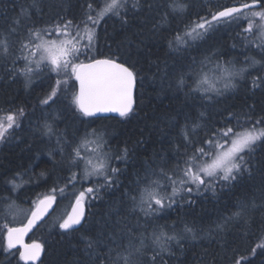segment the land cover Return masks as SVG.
Instances as JSON below:
<instances>
[{
    "label": "trees",
    "instance_id": "16d2710c",
    "mask_svg": "<svg viewBox=\"0 0 264 264\" xmlns=\"http://www.w3.org/2000/svg\"><path fill=\"white\" fill-rule=\"evenodd\" d=\"M50 2L52 0H37L38 6L32 7V0H0V17H15L23 7L31 15V19L26 21L27 26L33 22L41 27L45 22L52 23L51 20H56L58 16L75 18L76 21L83 15L84 9L80 5L85 4L86 0ZM242 2L141 0L140 10L128 13L127 24L107 17L100 21L93 54L97 58H104L118 51L129 63H135L143 76V85L138 86L136 91V108L127 118H74L78 113L74 114L64 103L67 100L70 102L71 93L77 91L74 80L69 90L59 93L54 102L42 104L41 100L48 95L55 81L49 77L33 78L26 85L23 76L17 74L13 78L8 71L12 68L14 57L0 58V115L20 108L24 110L23 116L19 117L20 126L9 130L11 135L0 142V264H26L20 259L19 250H10L9 255H5L6 229L19 224L12 222L5 208L9 205L30 208L41 198L52 196L47 195V191L53 188L57 192L54 196L58 202L57 209L30 237V241H38L44 246V256L37 264H101V261L107 264V241L88 250L82 237H100L104 221L111 215V222H114L117 211L125 223L136 226V217L129 212L131 201L125 193L136 191L137 179L143 177L147 165L155 167L166 164L168 168L176 165L185 152L181 130L186 123L190 127L194 122L199 125L197 134L192 137L198 146L216 127H222L228 121L229 113L233 116V126L237 122L235 117L243 122L246 115H250L253 121L264 116V88H252L254 77H264V53L257 52L258 48L252 44L245 46L238 35L241 29L237 23L213 28L204 39L179 52L168 46L177 31L183 32L186 26L200 17L211 19V15L224 6ZM98 3L102 5L103 0H98ZM150 4L153 7L149 8ZM169 4L186 5V8L173 12ZM6 25L7 21L0 19V27ZM213 53L221 60L232 61L246 60L251 56V60H259L261 64L254 70L249 68L246 79L239 83L235 92L213 100L189 94L187 87L178 90L176 82L181 75L187 74L192 61L195 60L198 67L201 60ZM16 66L23 67L21 60L16 62ZM164 76H168L172 82L164 83ZM187 82L191 85L192 78L189 77ZM66 117L72 119L76 128L86 126L90 131L95 128L106 132L111 155L120 154L125 148L129 153L127 163L114 161V165L121 169L118 185L101 189L99 199H89L87 223L81 230L71 233L63 232L56 219L64 205L67 213L82 187L80 184L65 187L68 166L60 162L55 138L49 139L40 131L45 122L53 124L55 118L62 121ZM60 124H63L62 128L66 127L63 121ZM53 127L57 135L63 136L60 128ZM81 134H78L77 141ZM191 147L189 145V151ZM50 152L52 157L49 156ZM252 162V176L245 174L233 186H216L214 192L185 194L193 201L191 205L181 202L147 223L140 217L141 227L138 231H144L145 235H149L153 228L159 230L160 226L170 230L175 225L176 230L180 231L184 223L194 225L199 233L196 240H184L180 246L173 244L172 254L158 258L157 264H236L238 260L240 264H264L261 249L257 248L256 254H252V248L264 241V150L258 149ZM18 181L25 182V186L15 191L12 184ZM60 188H64L63 193ZM241 206H245V221L224 224L226 217ZM217 224H224V230L209 235Z\"/></svg>",
    "mask_w": 264,
    "mask_h": 264
},
{
    "label": "snow or ice",
    "instance_id": "6c2138e0",
    "mask_svg": "<svg viewBox=\"0 0 264 264\" xmlns=\"http://www.w3.org/2000/svg\"><path fill=\"white\" fill-rule=\"evenodd\" d=\"M31 6L37 7V0H32ZM80 7L84 11L79 22H75V18L58 16L54 23L43 27L35 24L27 26L26 21L31 19V15L23 7L15 17H0L7 21L6 27H0V58L14 57L12 68L8 71L13 78L17 74L23 76L26 85L31 83L35 75L45 72L54 74L55 84L41 100L42 104L54 102L59 93L69 90L68 86L74 80L78 85V91H73L71 96L74 114L92 118L100 113H116L121 118H127L133 112L134 93L138 86L143 85V76L137 70V65L122 58L118 51L104 58H97L93 54L95 34L96 27L106 17L127 24L128 13L139 11L142 7L141 0H103L102 5L98 0H86ZM151 7L153 5L150 4L149 8ZM168 7L176 12L184 11L186 5L169 4ZM234 22L241 29L238 35L245 46L252 44L264 53V0H243L239 4L224 6L213 13L211 19L200 17L198 21L186 26L183 32L177 31L174 38L169 40L168 46L179 52L197 40L204 39L219 24ZM20 60L24 61L23 67L16 66V62ZM257 64H261V61L252 59L238 68L234 61L221 60L213 53L201 60L198 67L193 60L187 74L181 75L177 80L176 87L178 90L187 87L189 94L213 100L235 91L240 81L246 79L245 73L249 68ZM189 77L192 78L191 85L187 82ZM252 88H264V77H254ZM251 111L250 108L249 112ZM23 113V108H20L0 115V142L11 135L9 130L20 126L19 117ZM232 119L233 116L229 113L228 121L222 127H216L198 146L192 137L197 134L199 125L194 122L190 127L186 123L181 130L185 152L176 165L173 168H168L166 164L155 167L147 165L143 177L137 179L136 191L125 193L131 201L129 212L136 217V226L125 223L124 219L119 218L121 213L117 211L114 222H111V215L104 221L100 237H82L86 249H94L102 241H107V264H157L158 258L172 254L173 244L180 246L184 240H196L199 237L197 228L188 223H184L180 231L176 230L175 225L170 230L166 226H160L159 230L153 228L149 235H145L144 231H138L141 227L140 217L147 223L181 202L191 205L193 201L185 194L214 192L216 186H233L245 174L252 176L253 158L258 149L264 150V116L253 121L250 115H246L243 122L235 117L237 122L234 126L231 124ZM40 131L49 139L56 136L60 162L68 166L69 175L64 181L65 187H75L77 184L82 187L75 195L72 211L59 224V228L65 233L79 231L87 223L83 210L86 198L99 199L101 189H111L118 185L121 169L114 165V161L123 160L127 163L128 149L125 148L115 156L111 155L106 133L95 128L86 130L77 142H70L67 137L57 135L53 125L48 122L44 123ZM189 145L192 146L190 151ZM49 156L52 157L53 154L50 152ZM85 183L87 186H84ZM52 191L56 189L53 188ZM60 192L63 193L64 188H60ZM53 200L54 196L46 198L48 203ZM244 209L245 206L238 208L226 217L224 224L245 221ZM36 218L37 212L34 211L25 228L8 229V248L15 247ZM224 224H217L209 231V235L215 231H223ZM24 247L25 251L20 253L22 260H35L41 250V245L36 243ZM257 248L264 254V241L252 248L253 255ZM101 264L105 262L101 261ZM236 264H240V261H236Z\"/></svg>",
    "mask_w": 264,
    "mask_h": 264
},
{
    "label": "rangeland",
    "instance_id": "374dc122",
    "mask_svg": "<svg viewBox=\"0 0 264 264\" xmlns=\"http://www.w3.org/2000/svg\"><path fill=\"white\" fill-rule=\"evenodd\" d=\"M56 0H52V2H50V3H53V2H55ZM58 1H62V0H58ZM53 11V10H52ZM53 14L54 15H56V13H55V11L53 12ZM77 15V13L76 14H74V16H76ZM65 17V16H64ZM66 18V17H65ZM81 18H82V16H81ZM80 18V19H81ZM79 19V20H80ZM55 20V19H54ZM54 20H51L52 21V23H54L55 21ZM79 20H76L75 22H79ZM51 22H49V23H47V22H45L44 23V25H42L41 27H43V26H45V25H49V24H52ZM214 24H215V22H213ZM32 24H35L36 25V23H31L30 24V26L32 25ZM100 24V23H99ZM227 24H219L218 26H216V27H214V28H218V27H223V26H226ZM98 27H99V25L96 27V34H97V30H98ZM96 34H95V39H96ZM95 50V49H94ZM257 52H259V53H261V51H260V49H257L256 50ZM235 63H236V66L239 68V67H243V65H245L246 63H248V62H250L251 61V56H249V57H247V59L245 60V59H242L241 61H239V60H233ZM21 64H22V66H23V64H24V61H22L21 60ZM258 68L259 67V64H257V66H255V67H252L250 70H254L255 68ZM250 70H248V72L250 71ZM247 72V73H248ZM245 75H246V73H245ZM52 77V79L55 81L56 80V78H55V76H54V74H49V73H47V72H45V73H42V74H40V75H35L33 78H37V79H41L42 77L43 78H48V77ZM163 81H164V83H170V82H172V81H170L169 80V78H168V76H164L163 77ZM241 82V81H240ZM72 83L70 82V85H71ZM70 85L68 86V88L70 87ZM76 89H77V86H76ZM238 89V88H237ZM236 89V90H237ZM235 90V91H236ZM76 91V90H75ZM235 91H232L231 93H233V92H235ZM70 92H72V91H70ZM71 96H72V93H71V95H70V102H68V100H67V102H64V103H67V105L65 106V107H68L69 109L71 108L73 111H74V106L71 104ZM50 102H52V101H49V103ZM48 105V104H47ZM75 116L77 117V119H81V117H80V115H79V113L78 114H75L74 115V118H75ZM86 119V118H85ZM55 122H53V126H55V127H57V128H60L61 129V133H62V135L64 136V137H67V139L68 140H76L77 139V136H79L78 134H80V132H82V137L84 136V134H85V132H84V130L86 129L87 131H90L86 126L84 127V128H80V127H75L74 126V122L72 121V119H68L67 117L66 118H62V121L65 123V125H66V127L65 128H62V126H63V124L61 125L60 124V122H62V121H60L59 119H57V118H55ZM58 120V121H57ZM79 121H81V120H79ZM86 125H88V123H85ZM81 130H83V131H81ZM106 133V132H105ZM54 138H55V141H56V136H53ZM106 137H107V135H106ZM105 137V138H106ZM107 140V139H106ZM77 141V140H76ZM75 141V142H76ZM57 145V144H56ZM12 186L14 187V189H15V191H18V190H20L23 186H25V182H23V181H18V182H15V183H13L12 184ZM48 193H49V195H52V196H56L55 194H57V192L56 191H52V189L51 190H49V191H47V195H48ZM79 193V192H78ZM61 194V193H60ZM89 201V198H86V200H85V202L87 203ZM75 203V202H74ZM73 203V204H74ZM36 204V203H35ZM35 204L34 205H32L30 208H21V207H16L15 205H12V207L10 208V207H6L5 208V212H6V215H8L10 218H11V220H12V222L13 223H19V224H16L15 226H20V225H23L25 222H26V220L29 218V216H30V214H31V212H32V210H33V208H34V206H35ZM72 204V205H73ZM72 205L70 206V208L67 210V213H65V208H66V205H64L63 207H62V212H60V214L58 215V217H57V219H56V222H58V227H59V224L63 221V219L64 218H66V216H67V214L68 213H70L71 212V210H72ZM12 227H14V226H12ZM8 230L6 229V232H7ZM6 246V254L5 255H9V253L11 252L10 251V249L7 247V245H5ZM0 251H1V248H0Z\"/></svg>",
    "mask_w": 264,
    "mask_h": 264
},
{
    "label": "water",
    "instance_id": "95a60500",
    "mask_svg": "<svg viewBox=\"0 0 264 264\" xmlns=\"http://www.w3.org/2000/svg\"><path fill=\"white\" fill-rule=\"evenodd\" d=\"M77 91H78V85H77ZM136 91H137V89H136ZM136 91L134 93L133 111L136 108ZM111 117L121 118L116 113H100V114L97 115V117H92V118L100 119V118H111ZM47 197H53V196H46V197H43L40 200H38L37 203L35 204L32 212H31L29 218L26 220V222L23 225L10 227V228H17V229L25 228L28 225V221L30 219H32V213L34 211L37 212V218H36L35 222L33 223V225L27 231H25L23 233V235L20 237V239L16 242L15 247L9 248L11 250H20V253H22V252L25 251V247L24 246H26V245H32L33 243L41 245V250L39 251L38 256H37V258L35 260H22L26 264H37V263H39L42 260V258L44 256V246L38 241H35V242L30 241V237L36 232V230L39 227H41V225L43 223H45L49 218H51L54 215V213H55V211L57 209V205H58L57 199L55 198V200H53L51 203H48L46 201ZM42 202H44V203H42ZM83 210L85 212V217L87 219L88 207H87L86 202L84 204V209ZM6 244L8 246V231H7V234H6Z\"/></svg>",
    "mask_w": 264,
    "mask_h": 264
}]
</instances>
